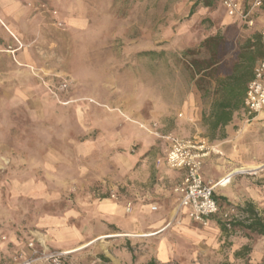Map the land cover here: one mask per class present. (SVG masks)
Wrapping results in <instances>:
<instances>
[{"label": "rangeland", "instance_id": "rangeland-1", "mask_svg": "<svg viewBox=\"0 0 264 264\" xmlns=\"http://www.w3.org/2000/svg\"><path fill=\"white\" fill-rule=\"evenodd\" d=\"M205 5L0 0V243L24 242L31 231L48 246L36 251L62 254L63 264L261 263L264 237L243 224L226 231L213 219L203 226L164 215L162 226L126 228L95 218L108 201L120 218L137 204L170 214L171 172L156 161L164 141L210 139V98L199 87L211 92L253 33L264 41V1L234 37L223 30L240 20L218 0ZM216 35L222 40H209ZM259 45L255 54H264ZM191 64L211 68L195 73ZM142 233L156 235H128ZM29 251L9 244L0 264Z\"/></svg>", "mask_w": 264, "mask_h": 264}, {"label": "crops", "instance_id": "crops-1", "mask_svg": "<svg viewBox=\"0 0 264 264\" xmlns=\"http://www.w3.org/2000/svg\"><path fill=\"white\" fill-rule=\"evenodd\" d=\"M210 1L212 0H202L200 3L206 2L205 7H208ZM238 1L243 8L248 7L252 2L251 1L248 6H245L242 0ZM227 22L230 23L231 27L228 28V31H226L227 28L223 30V36L226 37L231 34L232 37H234L236 34L240 33L239 26L243 24L241 21L228 20ZM224 31L226 33H224ZM257 37H259V35L253 33L245 44L237 49V59L231 68L227 69L225 75L213 82V89L211 92L210 89L205 90L199 87L200 92H202L201 97L210 98L208 116L204 115L203 118L207 121L210 131L213 132V136H211L210 139L208 137L201 138L198 136L181 139H202L210 147L208 157L203 160L201 173L205 182H210L212 184L217 183L214 188V198L220 208L236 205L250 207L253 211L264 212V114H260L255 119L247 121L243 107L247 86L253 79L254 67L258 61L264 59V54H255L256 47L258 48L260 46L259 44H264L262 39L261 42H258ZM209 40L220 41L222 39L219 35H216ZM210 68L211 65L202 69L195 66L196 70H193L191 67L195 73H200L201 70L206 71ZM244 80L245 85L242 87V81ZM221 84L233 86L235 100L239 101V107L232 111L231 120L226 125L212 129L213 119L211 118V112L213 106L224 94L220 86ZM216 132L217 136L214 135ZM168 147L167 142L164 141L163 156L156 161L161 162V165L171 172L170 177H168V182L171 184L170 194H172L169 207L170 214H167V210L156 212L137 204L136 206H132L133 211L129 215H124V217L120 218L122 215H119V207L117 204L108 201L96 207L95 218H97V220L107 219L108 222H113L114 224L122 223L126 228L131 226L141 228L146 224L145 222L147 220L158 221V223H160L159 226H162L164 223L159 220L163 219L164 215L170 216L169 220H174L176 218L182 219L186 223L191 222L187 217L186 211L178 210V195H176L172 189L174 183L181 177V173L166 167L164 160ZM251 170L256 171L251 174V178H248L245 174L247 171ZM133 177L134 175L132 176V174L128 177L130 182L127 188L130 190V193L135 192V190L132 189L134 187ZM133 201V199L129 198L125 203L131 206ZM139 201L141 200L139 199ZM26 234L24 242L22 240L16 241L14 238L11 241L13 243H0V253L6 252L9 244L10 249L14 252L24 250L28 244H32L34 250L41 251L48 248L45 240L41 237L34 235L31 231ZM128 235H132L135 238H143L156 234L142 233ZM159 253H164L162 244L159 248Z\"/></svg>", "mask_w": 264, "mask_h": 264}, {"label": "built area", "instance_id": "built-area-1", "mask_svg": "<svg viewBox=\"0 0 264 264\" xmlns=\"http://www.w3.org/2000/svg\"><path fill=\"white\" fill-rule=\"evenodd\" d=\"M193 1L200 3L202 0ZM218 1L227 16L250 26L253 24L252 17L255 11L262 6L264 0H252L247 8H243L238 0ZM62 88H66V85L63 84ZM243 107L247 121L264 114V59L258 61L254 67L253 79L247 86ZM167 140L169 147L164 160L165 165L170 170L181 173L172 190L178 195V210L186 211L191 221L206 226L213 219L226 231H230L235 225H247L255 218H261L255 211L254 214H249L244 207L218 206L214 198L217 183L205 182L201 173L203 160L210 153V147L204 140L176 137H168ZM151 210L155 211L157 207L152 206ZM27 247L30 250L29 258L22 259L18 264H35L42 261L63 264L60 260L62 254L50 252L41 254L33 249L32 244H28Z\"/></svg>", "mask_w": 264, "mask_h": 264}, {"label": "trees", "instance_id": "trees-1", "mask_svg": "<svg viewBox=\"0 0 264 264\" xmlns=\"http://www.w3.org/2000/svg\"><path fill=\"white\" fill-rule=\"evenodd\" d=\"M193 14V9L190 10L189 16ZM258 42H261V37H257ZM193 70L195 66L191 64ZM245 85V80L242 81V87ZM224 94L220 100H218L213 106V110L211 112V118L213 119L212 129H216L217 127H222L226 125L231 120V113L234 109L239 107V101L235 100L234 96V88L231 85L221 84L220 85ZM246 212L249 214H254V211L250 207H244ZM251 233H255L259 236L264 237V219L263 218H255L251 223L244 226ZM223 228V227H222ZM223 230H225L223 228ZM148 264H154L153 262H149ZM264 264V258L261 263Z\"/></svg>", "mask_w": 264, "mask_h": 264}, {"label": "bare ground", "instance_id": "bare-ground-1", "mask_svg": "<svg viewBox=\"0 0 264 264\" xmlns=\"http://www.w3.org/2000/svg\"><path fill=\"white\" fill-rule=\"evenodd\" d=\"M258 168H261V167H258ZM256 170H258V169H256ZM256 170L247 171L246 173L254 172V171H256Z\"/></svg>", "mask_w": 264, "mask_h": 264}]
</instances>
